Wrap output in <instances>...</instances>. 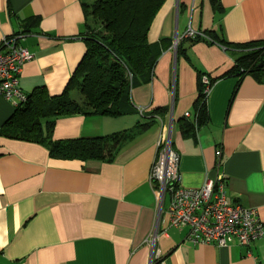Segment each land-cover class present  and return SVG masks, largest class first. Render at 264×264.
Returning a JSON list of instances; mask_svg holds the SVG:
<instances>
[{"label":"crops","instance_id":"obj_1","mask_svg":"<svg viewBox=\"0 0 264 264\" xmlns=\"http://www.w3.org/2000/svg\"><path fill=\"white\" fill-rule=\"evenodd\" d=\"M94 1L0 0V41L18 35L33 53L18 76L23 92L63 91L87 48L85 5ZM187 29L206 36L183 37ZM147 39L155 62L150 78L133 81V111L54 119L50 140L58 141L130 128L165 108L112 159L56 158L37 140L0 132V264H148L154 249L161 252L154 264H264V237L250 248L192 246L187 228L169 225V195L159 202L149 181L161 119L181 186L199 188L220 174L228 200L256 207L264 227V71L232 74L241 47L264 43V0H165ZM202 73L215 80L199 122ZM14 110L0 95V130ZM153 232L154 248L145 243Z\"/></svg>","mask_w":264,"mask_h":264},{"label":"trees","instance_id":"obj_2","mask_svg":"<svg viewBox=\"0 0 264 264\" xmlns=\"http://www.w3.org/2000/svg\"><path fill=\"white\" fill-rule=\"evenodd\" d=\"M164 2L95 0L85 5L87 48L63 91L50 95L44 85L34 87L26 100L15 107L0 132L11 138L37 140L45 144L49 154L56 158L112 159L122 146L150 128L155 117L165 112V108L148 112L144 122L130 128L106 135L58 141L50 140L54 119L75 113L116 117L133 111L131 86L135 77L151 76L155 54L147 33ZM211 2L216 5L218 0ZM207 34L212 40L221 41L214 31ZM177 48L180 51V46ZM241 48L246 49V53L235 61L232 74L264 71V43H247ZM199 84L196 112L201 122L205 117V104L202 102V84ZM73 91L77 97H73ZM181 128L183 133H188L192 125L184 122Z\"/></svg>","mask_w":264,"mask_h":264},{"label":"built area","instance_id":"obj_3","mask_svg":"<svg viewBox=\"0 0 264 264\" xmlns=\"http://www.w3.org/2000/svg\"><path fill=\"white\" fill-rule=\"evenodd\" d=\"M204 33L187 29L183 37H204ZM18 35L5 36L0 41V95L14 107L24 102L27 94L18 85L22 65L31 60L33 53L18 44ZM174 41V46L178 42ZM264 68V65H263ZM203 103L212 85L207 73L200 76ZM142 112L143 110L140 109ZM188 115V112L185 113ZM161 134L157 140V152L149 171L157 200L169 195L166 208L169 225L187 228L186 240L192 246L215 245L220 248L243 246L250 248L264 237V227L256 207L231 203L225 190V179L218 174L207 176L199 188H184L180 184L178 153L172 148L170 134L160 119ZM157 232L151 233L145 243L154 248ZM161 252L154 249L148 264L160 259Z\"/></svg>","mask_w":264,"mask_h":264},{"label":"rangeland","instance_id":"obj_4","mask_svg":"<svg viewBox=\"0 0 264 264\" xmlns=\"http://www.w3.org/2000/svg\"><path fill=\"white\" fill-rule=\"evenodd\" d=\"M90 21H91V18H89V23H90ZM75 94H76V93L73 94V97H77V96H74Z\"/></svg>","mask_w":264,"mask_h":264}]
</instances>
